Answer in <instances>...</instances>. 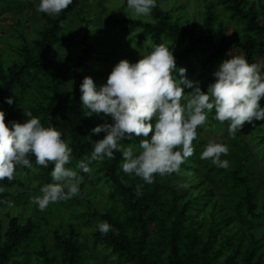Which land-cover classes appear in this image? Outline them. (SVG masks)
Listing matches in <instances>:
<instances>
[{
    "label": "rangeland",
    "instance_id": "374dc122",
    "mask_svg": "<svg viewBox=\"0 0 264 264\" xmlns=\"http://www.w3.org/2000/svg\"><path fill=\"white\" fill-rule=\"evenodd\" d=\"M38 2L39 0H0V94L6 84L15 79V74L25 62L27 52L34 51L41 33L58 15L37 12ZM161 5L172 16L171 23L178 26L188 23L203 25L205 18H212L214 28L226 37L229 36V41L248 36L258 39L264 37V34H258L260 29L264 30V0H245L240 16L229 8L225 0H162ZM123 18L154 21L151 13L148 17H137L126 10V0H80L78 7L64 22L65 41L51 52L48 66L29 74L24 89L21 87L16 91L17 122L22 123L27 119L23 111L31 112L42 126L53 125L71 148V128H62L61 116L57 113L49 114L47 109L55 104L58 108L65 106L67 112H70V108L74 106L71 98L76 82L72 69L85 45H94L95 59L90 62L85 74L93 79L97 88L105 83L118 61L125 59L134 63L152 50L150 39L143 42L141 48L137 41L139 30L128 31L119 24ZM169 44L170 41H166V45ZM172 54L175 57L176 51H172ZM195 60L193 66L186 63L176 65L178 68H185L186 77L191 81H198L201 90L206 92L207 86L213 82L212 73L216 68L204 74L205 59L202 57ZM176 75L178 78V74ZM190 91L191 89H184L185 93ZM79 97L76 105L84 119L90 123L91 129L105 122L111 123V119L104 117L102 113L86 116L87 110L81 109ZM181 103H184L183 99ZM258 103L263 107L262 101ZM151 122L154 123L155 118ZM196 131L197 137L192 144L193 154L165 181L153 178V182L147 184L134 174L122 172V162L114 171L109 170L107 164L112 161L115 163L116 158H103L89 164L88 173L78 169L77 162L74 164L77 168L75 171L82 177L78 194L66 201L50 203L44 210H39L30 201V197L40 194L39 166L32 161V167L27 171L21 168L14 172L13 176L25 182L26 186L15 187L8 201L0 205L3 228L6 230L13 218H17L21 224L32 221L38 225L36 232L19 247L14 261L17 264H41L49 258L52 264H66L64 259L67 256L62 254L70 250L66 249L62 238L71 235L73 228L79 236L77 243L80 240L81 253L89 261L84 264H124L127 255H116L111 247L102 244V233L97 229L99 222L107 221L110 225L108 232H116V226L125 222L129 215L128 200L118 188L119 182L129 185L136 182L139 190L148 189L149 203L161 200L163 204L166 203V207L172 208L166 222L177 227V233L169 234L177 242L186 264L188 259L185 256L192 258L191 250L194 251V258H203L202 264H227L230 256H239L231 264H241L247 250L258 249L260 253H264V218L255 221L244 213L236 214L229 203L225 202L224 195V189L231 185L233 176L246 179L256 200L255 212L259 216L263 214L264 120L254 121V125L245 122L239 131L229 135L227 121L222 123L216 120L213 110L207 114L205 124L197 126ZM103 135L104 133L95 135L92 141L102 139ZM141 138L134 137L129 143H121L122 147L133 145L135 153L138 151L135 145ZM210 140L227 146V154L220 157L228 160L227 168L217 167L210 160L199 158L200 152ZM89 141L92 142L90 135L87 143ZM157 210L153 206L151 211ZM162 212L164 211H158L159 214ZM56 232L60 239L55 236ZM119 232L124 231L122 229ZM45 250L49 253L44 256ZM128 254L131 259L137 256V262L129 260L127 264L157 263L154 256L156 253L148 248H138L137 253L132 251ZM163 262H166V257ZM194 262L197 263L196 260Z\"/></svg>",
    "mask_w": 264,
    "mask_h": 264
},
{
    "label": "clouds",
    "instance_id": "9594fccd",
    "mask_svg": "<svg viewBox=\"0 0 264 264\" xmlns=\"http://www.w3.org/2000/svg\"><path fill=\"white\" fill-rule=\"evenodd\" d=\"M71 3L72 0H39L36 11L59 14ZM155 4L156 0H126V10L137 17H148ZM226 55L212 73L213 82L206 92L198 81L186 77L185 68L177 67L172 50L164 45L154 46L134 63L121 59L99 88L91 77L85 76L79 85L81 109L87 110L86 116L102 113L111 123L90 130L95 135L104 133L103 138L93 142L90 156L76 167L88 173L92 161L111 159L114 151H121L122 172L151 184L154 174L177 172L193 154L197 126L205 124L209 112L214 110L219 122L227 121L229 135L239 131L245 122L254 125V121L264 120V107L258 103L264 97V71L256 63L249 64L243 55ZM185 88L191 91L185 93ZM5 102L11 105L14 101L8 97ZM23 114L27 119L22 123H5V113L0 110V180H11L14 172L31 168L29 153L34 155L35 165L46 168L51 163L49 174L53 182L41 186L39 195L30 197L39 210H44L50 203L76 196L82 177L66 167L72 149L61 133L51 124L42 126L31 112ZM134 137H142L135 145V153L133 145L121 144ZM227 151L226 145L210 140L199 158L227 168L228 160L220 159ZM109 228L107 221L97 224L102 234Z\"/></svg>",
    "mask_w": 264,
    "mask_h": 264
},
{
    "label": "trees",
    "instance_id": "16d2710c",
    "mask_svg": "<svg viewBox=\"0 0 264 264\" xmlns=\"http://www.w3.org/2000/svg\"><path fill=\"white\" fill-rule=\"evenodd\" d=\"M244 1L225 0L229 8L239 16L242 15ZM79 3L80 0H72V3L67 8L62 10L49 23L48 27L41 33V37L37 40L34 51L30 50L27 52L25 62L15 74V79L6 84V87L0 94V110L5 113V123L19 119L17 117L18 98L16 91L21 87L24 89L26 77L29 74L33 71L43 70L48 66L51 52L57 45L65 41L64 22L75 11ZM161 3L162 0H156L155 7L151 10L153 22L123 18L119 23L122 27L128 29V31H140L137 41L141 45V48L143 47V42H146V39H150L152 48L156 45H164L169 50L176 51L174 57L176 63H186L191 66L196 62V58L203 57L205 59L204 74L217 68L218 64L227 58L226 54L243 55L249 64L256 63L261 66V71H264V37L258 39L248 36L243 39L236 38L229 41V36L226 37L214 28L212 18H205L206 21L203 25L188 23L178 26L171 23L173 18L169 12L163 9ZM254 28L255 30L257 29L256 26ZM258 34H264V30L260 29ZM166 41H170L168 46L166 45ZM94 54V45L87 43L83 49V53L73 64L72 75L76 84L72 88L73 94L71 100L74 106H72V109L70 108V112H67L65 106L58 108L55 104L53 107L47 109V113H57V115L59 114L61 116L62 128H71V138L73 140L72 152L70 162L66 167L74 171L77 170L74 164L81 160H86L90 156L93 141L97 140L94 139L92 141L95 135L93 136L90 132V123L84 119L83 113L80 111L78 105H76L78 104L77 99L80 95L79 85L85 76L90 77L85 74V71L90 67V62L95 59ZM8 97L13 98V104L9 105L5 102V99ZM260 101L263 102L264 107V97ZM74 122L76 123L73 126ZM87 134L90 135L92 142L89 141L87 143L89 136H86ZM129 141L131 140L125 139L121 143H129ZM28 158L30 162L35 160L34 155L31 153L28 154ZM113 158H116L115 163L112 161V163L107 165L109 170L114 171L115 168L119 167L118 164L123 162V158L119 151L113 152ZM95 162L92 161L90 164ZM28 169L30 168H24V171ZM38 169L40 187L53 182L49 174L52 169L51 163L46 168L39 166ZM169 175L165 174L161 176L154 174V178L163 182ZM24 186H26V183L14 176L11 180H7L6 178L0 180V205H4L8 201L15 187ZM137 186L136 182L130 185L128 183H118V188L127 197L129 215L125 222L116 226V232L101 234L102 244H106L108 248L111 247L116 255H127L124 259V264L129 263V260H135L137 262V256L131 259L128 253L132 251L137 253L138 248H148L152 253H156L154 255L156 256V264H186L184 263V259H182L183 256L180 253L177 242L169 234L177 233V227L175 228V226L166 222V217L171 214L172 208L166 207V203L163 204L161 200L149 203L147 199L148 189L143 188L139 190ZM224 195L226 197L225 202L229 203L236 214L244 213L245 215H249L250 218L255 219V221L264 218V212L260 216L255 212L256 205L254 203L256 200L253 197L254 193L248 187L246 179L233 176L231 185H228L224 189ZM153 206L158 209L156 212L151 211ZM159 210L164 212L159 214ZM37 227L38 225L35 222L28 221L26 224H21L17 218H13L10 220L7 229L4 230L2 220L0 219V264H17L14 261L15 253L36 232ZM122 229L125 233H118ZM70 233L71 235H65L66 237L62 238V243L67 246V250H70L62 254V256H67L64 262L66 264H84L85 262H89L85 255L81 253L82 246H80V240L79 244L77 243L79 238L78 233L73 228ZM55 234L60 239L59 233L56 232ZM46 253H49V251L45 250L44 256L47 255ZM191 254L192 258L188 255L185 256L188 259L187 264L203 263L202 257L194 258L193 250H191ZM164 257H166V262H163ZM237 258L239 256L235 258L230 256L227 264L235 263ZM195 260L197 263L194 262ZM51 261L49 258H46L41 264H52ZM241 262V264H264V253H260L258 249L247 250Z\"/></svg>",
    "mask_w": 264,
    "mask_h": 264
}]
</instances>
